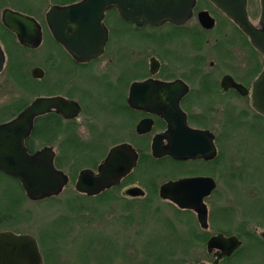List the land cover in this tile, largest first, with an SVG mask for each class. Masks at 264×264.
<instances>
[{
	"label": "flooded vegetation",
	"instance_id": "1",
	"mask_svg": "<svg viewBox=\"0 0 264 264\" xmlns=\"http://www.w3.org/2000/svg\"><path fill=\"white\" fill-rule=\"evenodd\" d=\"M79 1H55L44 13L39 9L36 13L33 8L27 10V0H0V94L5 91L14 96L0 104V114L20 108L6 120L1 119L0 125L13 120L37 98H61L66 112L76 104L78 113L73 118L55 109L34 118L24 141L28 154L44 148L54 151L52 145L72 144L75 159L89 160L78 177L83 170L96 173L115 147L125 146L123 157L127 160L132 155L135 159L130 172L118 186L94 197L83 195L87 198L116 191L132 200L144 197L139 187L143 165L153 180L160 181L158 197L166 182L209 180L199 181L187 191L195 199L206 193L202 200L207 212L205 227L192 208L181 209L161 199L189 218L176 222L183 229L181 236L172 238L168 264H264V200L258 198L260 195H249L250 219L241 222L235 232L222 229L221 216L224 196L236 193V183L245 185V180L258 176L255 157L241 150L246 149L250 136H254L257 146H264V117L254 109L252 98L254 85L264 70V57L214 4L195 0L190 17L178 25L165 22L161 26H139L109 8L102 21L107 32L102 54L78 62L54 39L47 16L52 6ZM200 13L213 19L212 28L203 26ZM247 14L251 24L261 30L260 0H247ZM4 16H10L7 22ZM27 17L40 27L41 42L36 48L21 44L15 32H27ZM16 92L20 95L17 98ZM32 95L29 103L23 102ZM81 124L89 127L93 137L85 144L77 139L79 135L66 139ZM36 129L40 131L38 137L33 133ZM232 131L241 137L237 135L239 139L235 140ZM153 146L159 156L152 155ZM225 148L231 150L227 155ZM55 160L56 153L54 164ZM0 175L21 187L14 178L1 171ZM133 188L141 189L143 195H128ZM5 232L33 237L27 232L0 233ZM219 235L223 239L235 237L237 246L230 252L231 247L220 241L208 247ZM38 249L41 254L39 245Z\"/></svg>",
	"mask_w": 264,
	"mask_h": 264
},
{
	"label": "water",
	"instance_id": "2",
	"mask_svg": "<svg viewBox=\"0 0 264 264\" xmlns=\"http://www.w3.org/2000/svg\"><path fill=\"white\" fill-rule=\"evenodd\" d=\"M209 1L238 26L248 38L250 45L264 57V0H260L261 30L249 21L247 0ZM194 6L195 0H81L68 6H52L48 11L47 23L54 39L70 56L78 62H86L99 57L103 52L107 32L102 21L104 13L109 8H115L123 18L139 26H161L165 22L181 24L190 17ZM9 17L4 16V22H7ZM199 19L205 28L213 27V19L207 13H200ZM26 25L27 32L15 31L17 37L21 44L28 48H36L41 42L40 27L30 17H27ZM1 63L0 52V66ZM252 98L254 109L264 117V70L254 85ZM64 103L65 101L58 97L37 98L13 120L0 125V171L21 184L29 201L40 202L56 197L69 183L68 176L55 167V153L51 148H44L30 155L24 145L26 137L31 132L34 118L52 109L66 118H73L78 113L76 104L67 108V113L63 109ZM125 148L115 147L110 156L98 166L96 173L90 170L81 171L74 184L75 191L87 197H94L118 186L135 163L132 155L127 160L123 157ZM152 155L155 157L160 155L154 146ZM199 181L209 180L183 179L166 182L159 189V197L181 209L192 208L200 225L205 227L207 212L202 200L206 193L202 192L195 199L187 192ZM127 194L142 196L143 191L133 188L128 190ZM222 237L219 235L217 239L211 240L208 247L220 241L231 247L228 251L230 252L237 246L238 241L235 237L230 239ZM0 264H43L36 240L27 235L0 233Z\"/></svg>",
	"mask_w": 264,
	"mask_h": 264
},
{
	"label": "rangeland",
	"instance_id": "3",
	"mask_svg": "<svg viewBox=\"0 0 264 264\" xmlns=\"http://www.w3.org/2000/svg\"><path fill=\"white\" fill-rule=\"evenodd\" d=\"M39 1L41 0H27V10L33 8L32 12L44 13L50 5L55 4V1L58 4H65L73 0H43L41 4ZM38 9L39 11H35ZM19 96L16 92L15 97ZM11 97H14L13 94L1 92L0 104L7 102ZM33 98L34 95L26 96L23 102L27 104ZM19 110L20 108L4 116L0 114V120H6ZM73 133L70 132L68 134L70 137L66 139H73V135L77 137L79 135L77 139L85 144L88 142L85 140L93 137L89 127L82 124ZM231 135L235 140L239 139L237 131H232ZM250 137L246 141V149L241 152L245 155L250 153L251 157H255L253 161L257 163L259 177L255 175L252 181L245 180V185H242V182L236 183V193L224 196L222 229L230 232H235L241 222L250 219L252 198L249 195L252 192L264 200V146H257L254 136ZM52 147L60 165L59 169L70 178L74 176V180L69 182L55 200L32 202L27 199L16 181L0 175V232H27L35 237L43 264L46 258L56 259L55 264H81L78 261V258L82 259L83 256L80 251L81 242L84 240L89 242L90 239L95 241L96 236L108 249L104 250L103 246L95 244L90 245L92 252H87L85 264H156L155 258L158 256L165 257V262L170 260L167 254L173 251L172 238L181 236L180 231L183 229L176 222L189 218L184 213L177 212L168 202L159 199L157 189L160 181L153 180L152 174L146 172L145 165L139 183V187L145 193L144 197L132 200L116 191L115 194L107 193L98 198H86L75 191L74 184L77 173L89 163V160L75 159V148L72 144ZM225 151L226 155L231 152L230 148H225ZM173 225L178 226L177 230L172 229ZM239 231L241 232L240 229ZM49 234L52 235L50 241H46L44 237ZM55 235L60 237L54 240Z\"/></svg>",
	"mask_w": 264,
	"mask_h": 264
},
{
	"label": "trees",
	"instance_id": "4",
	"mask_svg": "<svg viewBox=\"0 0 264 264\" xmlns=\"http://www.w3.org/2000/svg\"><path fill=\"white\" fill-rule=\"evenodd\" d=\"M34 136L35 137H38V136H40V131L39 130H35L34 132ZM55 167H57V168H59L60 167V165H59V163H58V161L57 160H55ZM74 180V176H72L71 178H70V181H73ZM104 194H102V195H100L99 197H102ZM87 198V197H86ZM56 199V197H51L50 199H47V200H44V201H50V200H55ZM42 202V201H41ZM73 210V209H72ZM62 221V220H61ZM64 222V221H63ZM52 236V235H51ZM50 234L49 235H47V236H45L44 238H46V241H50ZM60 236L59 235H55V237H54V240H56V239H58ZM95 241H93V239H90V241L89 242H87V240H84V241H82L81 242V244H80V251L82 252V259H80V258H78V261L81 263V264H85V260L87 259V252H92V248L90 247V245H92V244H95V245H99V246H103V248H104V250H106V249H108L107 248V245L105 244V243H103V245L101 244L102 243V241L100 240V238L98 237V236H96L95 237V239H94ZM45 242V241H44ZM49 245V244H48ZM103 251V250H102ZM54 252V251H53ZM53 256H54V254H52ZM168 255V254H167ZM156 259V264H166L167 263V261L165 262V260H166V258L165 257H157V258H155ZM55 260L56 259H54V260H52V259H48V258H46V260H45V264H55ZM87 261V260H86ZM87 263V262H86Z\"/></svg>",
	"mask_w": 264,
	"mask_h": 264
}]
</instances>
